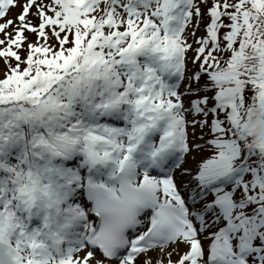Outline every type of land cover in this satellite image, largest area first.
I'll use <instances>...</instances> for the list:
<instances>
[{
  "label": "snow or ice",
  "instance_id": "1",
  "mask_svg": "<svg viewBox=\"0 0 264 264\" xmlns=\"http://www.w3.org/2000/svg\"><path fill=\"white\" fill-rule=\"evenodd\" d=\"M0 60V264H264V0H0Z\"/></svg>",
  "mask_w": 264,
  "mask_h": 264
},
{
  "label": "rangeland",
  "instance_id": "2",
  "mask_svg": "<svg viewBox=\"0 0 264 264\" xmlns=\"http://www.w3.org/2000/svg\"><path fill=\"white\" fill-rule=\"evenodd\" d=\"M20 11V8L19 7H13L9 16L10 17H15V15ZM37 21L35 19H33V23H36ZM203 27V25L201 26V28ZM198 34V33H197ZM30 39H33L35 40V36H30ZM2 66V65H1ZM174 259L176 258L175 256L173 257Z\"/></svg>",
  "mask_w": 264,
  "mask_h": 264
}]
</instances>
